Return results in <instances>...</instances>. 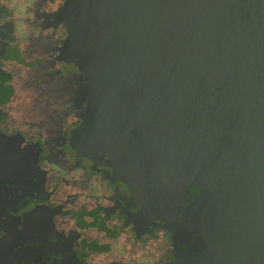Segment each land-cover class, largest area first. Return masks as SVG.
I'll return each mask as SVG.
<instances>
[{"label": "water", "instance_id": "1", "mask_svg": "<svg viewBox=\"0 0 264 264\" xmlns=\"http://www.w3.org/2000/svg\"><path fill=\"white\" fill-rule=\"evenodd\" d=\"M31 1L65 26V71L84 77L72 162L109 177L96 264H264V0ZM66 209L60 263L86 216Z\"/></svg>", "mask_w": 264, "mask_h": 264}, {"label": "flooded vegetation", "instance_id": "2", "mask_svg": "<svg viewBox=\"0 0 264 264\" xmlns=\"http://www.w3.org/2000/svg\"><path fill=\"white\" fill-rule=\"evenodd\" d=\"M52 11L33 8L31 0H0V264H96L99 251L96 188L109 177L85 159L72 162L68 141L77 121H69V114L85 108L84 77L65 71L72 68L63 63L71 59L67 30L51 22ZM72 196L78 199L74 203ZM66 207L86 216L75 226L79 237L64 241V252L76 255L62 256L60 263L52 238ZM27 214L32 215L27 219ZM70 218L63 221L67 236L75 231ZM104 250L120 252L115 243Z\"/></svg>", "mask_w": 264, "mask_h": 264}]
</instances>
